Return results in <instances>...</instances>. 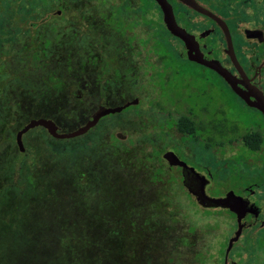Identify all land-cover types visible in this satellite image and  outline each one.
Segmentation results:
<instances>
[{"label": "rangeland", "instance_id": "1", "mask_svg": "<svg viewBox=\"0 0 264 264\" xmlns=\"http://www.w3.org/2000/svg\"><path fill=\"white\" fill-rule=\"evenodd\" d=\"M137 1L0 0V41L4 35L12 44L11 54L0 58V264H172L159 263L155 248L175 239L170 225L184 234L187 225L200 226L207 218L218 223L217 209L203 215L162 152L175 148L218 168L216 144L235 137L237 125L250 121L253 111L215 71L185 56L166 55L167 78L157 76L152 66L160 63L154 49L158 40V46L164 44L161 34L182 43L166 26L154 30L153 8ZM204 1L242 44L249 46L240 33L244 27L264 26V0ZM17 4L30 50L12 43L17 35L11 33V6ZM98 22L131 37L139 102L74 138L55 139L34 127L22 136L20 161L16 132L29 119L49 118L60 132L72 131L86 122L97 100L114 106L134 97L126 93L119 71H106L96 46L81 32ZM178 22L190 30L208 25ZM203 38L212 46L216 36ZM75 82L84 92L81 100L72 96ZM188 113H196L195 125L206 129L179 132L178 120ZM209 134L213 143L203 148ZM200 149L207 154L198 155ZM161 249L169 255L170 247Z\"/></svg>", "mask_w": 264, "mask_h": 264}, {"label": "flooded vegetation", "instance_id": "2", "mask_svg": "<svg viewBox=\"0 0 264 264\" xmlns=\"http://www.w3.org/2000/svg\"><path fill=\"white\" fill-rule=\"evenodd\" d=\"M153 1L155 3H143L142 0H138L137 3L150 5L153 8L155 17L149 19V21L153 23L155 26L154 30H156L162 28L165 23L163 21L161 6L155 0ZM167 1L171 4L178 24V18L190 24H205V22L208 24L202 30H190L181 24L179 25L195 36L205 58L219 60L222 64L226 65L233 74H237L226 52L224 34L215 19L211 16L196 12L189 7V9L198 14L194 16L183 10H178L177 4L178 6L184 5L180 0ZM196 2L225 21V18L222 17L219 11L210 6L208 3L209 1H204L203 3V0H196ZM217 3H219V1H217ZM141 8L143 9V6H141ZM56 12L60 14L62 11L57 10ZM247 13L248 9H246V14ZM248 17V21L251 22L253 17H251V15H248ZM22 19L23 22L19 23V29L22 28V32L18 29L13 30L16 35H22L23 41V31L27 29L20 25L26 23L25 18L23 17ZM36 25L37 23L30 22L31 27L34 28ZM79 28H82V26L79 25L78 29ZM246 29H259L264 35V26L243 28V31L240 33L243 39L249 42V46L242 44L241 41H235L232 31L229 29L237 60L246 75L251 79V84L264 93V42H260L256 38H247ZM81 32L87 37H90V40L96 46V50H98L102 56L103 67L106 71L115 69L119 71L126 93L134 96L131 100L137 98L136 90L139 85V73L132 59L135 53L130 42L131 37L123 38L124 36L120 33L113 31L112 24L104 22H98L97 25L94 26L87 25V28L82 29ZM204 35L205 37L210 35L216 36L212 46L204 42ZM108 39L112 40L114 43H107ZM15 41L14 39L12 43L17 47L23 46L24 49L27 48L30 50L23 42L18 44ZM170 41L174 45L173 48L162 49L161 46H158V43H160V40H158L156 48L154 49L160 63L152 67L155 68V74L157 76L161 75L162 77L164 76V78H167V74L165 77V72L168 68L162 64V61L165 62L163 56L165 57L169 54L170 58L174 60L183 56L188 58L185 53L184 44H182L183 48L179 49L176 47L177 44L171 37ZM10 45H12L11 42ZM1 50L2 49H0V51ZM34 52L36 53L35 50ZM10 54L11 51L9 46V55ZM240 56H242L243 59ZM157 67L162 68L163 74H161V68L157 70ZM20 68L22 70L19 69V71L23 72L24 69L22 67ZM130 84L134 86V92H129L127 90V86ZM71 86L73 88L71 91L73 98L81 100L84 96V92L80 89V85L75 82L71 84ZM241 88L243 87L241 86ZM237 97L239 96L237 95ZM131 100H127L124 103L130 102ZM241 100L245 103L243 99ZM132 105L136 104H130L122 110ZM114 106L97 100L96 108L90 116L103 108ZM251 109L253 112L250 121L241 120L236 127L235 137L216 144V146L221 149V153L218 152V158L219 160L221 159L222 164L218 168L215 166L211 167L207 160L194 159L195 156L193 157L192 155L191 157H186L180 152H176L175 148L166 149L162 152L163 155L165 151L171 150L186 163V166L169 165L163 158L168 169L177 172L176 178L182 182L188 194L195 199L196 204L202 207L203 215L208 217L211 209H217L219 220L218 223L215 224L207 218L205 223L200 226L194 224L187 225L184 234L179 233L176 229V224L170 225V232L175 239H173L169 245L165 242L155 246V248L160 251L157 257L159 263L166 260L168 263L172 264H264V114L255 107H251ZM122 110L103 115L100 117L97 124L106 115L121 113ZM181 116H187L192 120L197 118L196 113L182 114ZM195 127L198 130L206 129H201L196 125ZM115 135H117V137L119 135L123 136L119 133ZM203 146V148H205V146L208 147L207 149L211 147L207 142ZM227 148H232V154L228 155ZM198 151H200L198 155L201 157L207 154L204 149ZM217 170H219V175L216 176L215 172ZM208 188L210 190L217 188L218 193L210 195L207 192ZM206 196L210 198H219V201L217 204L209 202L207 205H203L198 199L205 200ZM162 247H170L169 255L165 254L161 249Z\"/></svg>", "mask_w": 264, "mask_h": 264}, {"label": "water", "instance_id": "3", "mask_svg": "<svg viewBox=\"0 0 264 264\" xmlns=\"http://www.w3.org/2000/svg\"><path fill=\"white\" fill-rule=\"evenodd\" d=\"M161 6L163 12V21L167 30L175 37L179 38L185 47V53L188 58L200 65L206 66L216 73H218L228 84L231 90L238 95L241 99L245 101V103L251 107H255L260 110L264 114V93L251 84V79L246 75L239 61L237 60L234 48L233 41L231 37V33L227 23L215 16L209 10L200 6L196 0H180L182 4L187 7L199 12L201 14H205L211 16L217 24L220 26L226 44V52L230 57V60L237 71V74H233L226 65L222 64L219 60L216 59H207L204 57L203 53L199 48V44L195 38V36L189 33L184 27L180 26L174 16L171 4L167 0H155ZM246 37L247 38H256L260 42H264L263 32L259 29H246ZM203 36V34H202ZM241 86L243 88H241ZM254 98V99H252ZM138 99L135 98L130 102H126L123 105H117L114 107L103 108L95 113H93L86 122L77 127L72 131L60 132L56 123L49 118H31L25 124H23L16 132V144L18 146L19 151L23 152L25 147L23 144L22 136L28 130L41 126L47 130L50 136L55 139H69L74 138L80 135L85 134L89 129L95 126L100 119L105 114L115 113L121 111L124 107L130 104H137ZM163 158L168 162L169 165H181L186 166V163L182 161L173 151L167 150L163 153ZM203 205H207L209 202H213L215 204L218 203L219 198H210L206 196L205 200L198 199Z\"/></svg>", "mask_w": 264, "mask_h": 264}, {"label": "trees", "instance_id": "4", "mask_svg": "<svg viewBox=\"0 0 264 264\" xmlns=\"http://www.w3.org/2000/svg\"><path fill=\"white\" fill-rule=\"evenodd\" d=\"M11 9L13 10V13L11 15V18H12V21H11V24H12V28H11V33H14V30L13 29H18L20 32H22V28L19 29V23L20 22H23V17H25L20 11H19V4H17V7L16 5H12L11 6ZM10 24V23H9ZM163 27L165 29V25L163 24ZM1 31L4 33L6 31V27H2L1 28ZM167 31V30H166ZM169 31H167L168 33ZM170 35H172L170 32H169ZM173 36V35H172ZM161 37L164 38L162 39V43H164L161 48H173L174 45L171 43L170 41V37L164 35V34H161ZM4 38V35L1 37V41H0V49H2L0 51V57H3V56H6V55H9V46H10V42L8 41H4L3 40ZM178 39V38H177ZM15 42H17L18 44H20L22 41V35H17L16 38H15ZM180 40V39H179ZM181 41V40H180ZM182 43V41H181ZM183 44V43H182ZM26 47V46H25ZM177 48L181 49L183 48L181 45H176ZM25 52V51H24ZM26 54V52H25ZM27 55V54H26ZM164 58V56H163ZM179 58V57H178ZM21 69V68H20ZM22 70V69H21ZM127 90L129 92H134L135 91V88L132 84H130L129 86H127ZM178 130L179 132H181L182 134L184 135H191L193 134V132L195 131V125H194V120L188 118L187 116H181L178 120ZM206 142L208 144H212L213 142L211 141L212 140V137H211V134L207 135V137L205 138ZM19 150V149H18ZM19 156H20V161L23 160L24 158V153L19 151Z\"/></svg>", "mask_w": 264, "mask_h": 264}]
</instances>
